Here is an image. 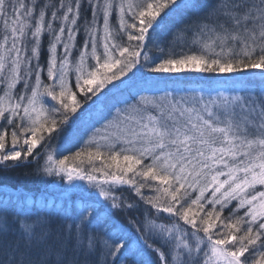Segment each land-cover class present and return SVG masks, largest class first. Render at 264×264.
Here are the masks:
<instances>
[{
    "label": "snow or ice",
    "instance_id": "obj_1",
    "mask_svg": "<svg viewBox=\"0 0 264 264\" xmlns=\"http://www.w3.org/2000/svg\"><path fill=\"white\" fill-rule=\"evenodd\" d=\"M30 165L0 264H264V0H0V172Z\"/></svg>",
    "mask_w": 264,
    "mask_h": 264
},
{
    "label": "trees",
    "instance_id": "obj_2",
    "mask_svg": "<svg viewBox=\"0 0 264 264\" xmlns=\"http://www.w3.org/2000/svg\"><path fill=\"white\" fill-rule=\"evenodd\" d=\"M159 39L167 43L172 39L170 34H162ZM177 53L181 49L180 43L176 44ZM183 50H187L186 48ZM155 54V53H154ZM157 75H168L163 76V79H158L161 84L174 85L177 83L186 84V85H195V84H207L209 83V77L212 74L204 73H193V72H182V73H162ZM173 76V78H169ZM55 144V141L53 142ZM34 165H30L26 168H17L10 172H0V185L7 186L5 189L0 190V197L4 193H12L14 190H19L20 192H30V193H42L47 188V182L42 181L36 176L30 175L34 169ZM50 194H55L51 189H49Z\"/></svg>",
    "mask_w": 264,
    "mask_h": 264
},
{
    "label": "rangeland",
    "instance_id": "obj_3",
    "mask_svg": "<svg viewBox=\"0 0 264 264\" xmlns=\"http://www.w3.org/2000/svg\"><path fill=\"white\" fill-rule=\"evenodd\" d=\"M160 74H162V73H160ZM157 79H163V76H168V75H157V74H153ZM169 78L171 79V78H173V76H169Z\"/></svg>",
    "mask_w": 264,
    "mask_h": 264
}]
</instances>
